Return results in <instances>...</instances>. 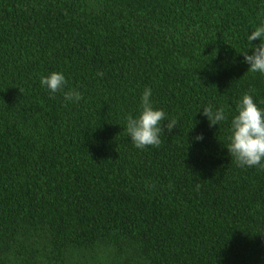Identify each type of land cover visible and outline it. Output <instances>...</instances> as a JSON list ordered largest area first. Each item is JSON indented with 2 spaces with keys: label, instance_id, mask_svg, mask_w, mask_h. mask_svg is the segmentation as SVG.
<instances>
[{
  "label": "trees",
  "instance_id": "1",
  "mask_svg": "<svg viewBox=\"0 0 264 264\" xmlns=\"http://www.w3.org/2000/svg\"><path fill=\"white\" fill-rule=\"evenodd\" d=\"M262 24L264 0H0V264H264V170L227 151L243 95L264 110ZM145 88L178 123L140 150Z\"/></svg>",
  "mask_w": 264,
  "mask_h": 264
},
{
  "label": "clouds",
  "instance_id": "2",
  "mask_svg": "<svg viewBox=\"0 0 264 264\" xmlns=\"http://www.w3.org/2000/svg\"><path fill=\"white\" fill-rule=\"evenodd\" d=\"M255 40L260 41L258 46L251 44ZM247 42L252 54L244 52L241 55L249 65L248 71L264 75V24L248 35ZM97 75L103 76V73ZM67 83L65 76L60 72H52L40 78L41 86L53 94L63 91ZM151 95V89L145 88L141 96L139 115L133 117L129 114L126 117V132L134 147L140 150L146 147L159 148L165 130L171 132L178 123L177 119H170L165 123L166 113L153 108ZM82 98V94L75 88L64 92V99L68 102H79ZM236 110L237 115L231 120L227 151L238 167H258L264 170V110L259 108L252 95L247 93L238 102ZM202 111L210 126H217L226 119L223 107L214 110L212 105H207ZM202 138L197 136L195 139L199 141Z\"/></svg>",
  "mask_w": 264,
  "mask_h": 264
}]
</instances>
